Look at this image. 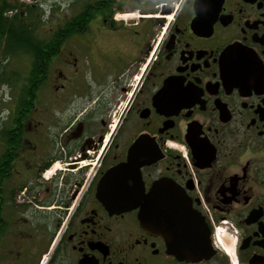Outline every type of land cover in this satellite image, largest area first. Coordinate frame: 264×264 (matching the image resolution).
Wrapping results in <instances>:
<instances>
[{"label":"flooded vegetation","instance_id":"af4514ba","mask_svg":"<svg viewBox=\"0 0 264 264\" xmlns=\"http://www.w3.org/2000/svg\"><path fill=\"white\" fill-rule=\"evenodd\" d=\"M197 2L0 0V264H264V0Z\"/></svg>","mask_w":264,"mask_h":264},{"label":"water","instance_id":"95a60500","mask_svg":"<svg viewBox=\"0 0 264 264\" xmlns=\"http://www.w3.org/2000/svg\"><path fill=\"white\" fill-rule=\"evenodd\" d=\"M202 0H198V8ZM200 11H197L199 13ZM128 167V164H120L107 172L101 179L99 184L100 194L107 190L108 192L117 194L122 191V175ZM110 181V184L108 183ZM157 182L153 184L147 194L140 193L141 200L127 201L120 200L119 204L127 207H139L138 217L141 224L152 233H157L163 236L167 241V252L174 255L179 260H198L204 257H209L211 253L209 242L206 247L201 249L186 248L192 245L187 242L188 234L197 231L200 226V220L191 214L188 210H174L163 213L160 210L158 215L157 207L155 206L157 195ZM121 194V193H120ZM177 202H181L177 200ZM205 244V242L203 243Z\"/></svg>","mask_w":264,"mask_h":264},{"label":"rangeland","instance_id":"374dc122","mask_svg":"<svg viewBox=\"0 0 264 264\" xmlns=\"http://www.w3.org/2000/svg\"><path fill=\"white\" fill-rule=\"evenodd\" d=\"M128 18H130V17H128ZM21 77H23L22 75H20Z\"/></svg>","mask_w":264,"mask_h":264},{"label":"trees","instance_id":"16d2710c","mask_svg":"<svg viewBox=\"0 0 264 264\" xmlns=\"http://www.w3.org/2000/svg\"><path fill=\"white\" fill-rule=\"evenodd\" d=\"M36 61V60H35Z\"/></svg>","mask_w":264,"mask_h":264}]
</instances>
